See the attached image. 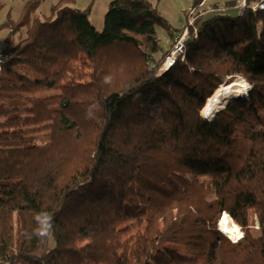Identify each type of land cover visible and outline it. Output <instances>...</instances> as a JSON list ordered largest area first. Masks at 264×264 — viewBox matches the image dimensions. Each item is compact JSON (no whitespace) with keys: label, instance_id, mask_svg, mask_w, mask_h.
<instances>
[{"label":"trees","instance_id":"trees-1","mask_svg":"<svg viewBox=\"0 0 264 264\" xmlns=\"http://www.w3.org/2000/svg\"><path fill=\"white\" fill-rule=\"evenodd\" d=\"M252 1L197 10L164 70L184 30L151 0H111L102 30L74 0L6 15L0 264H264V9ZM237 76L248 95L205 118Z\"/></svg>","mask_w":264,"mask_h":264},{"label":"rangeland","instance_id":"rangeland-1","mask_svg":"<svg viewBox=\"0 0 264 264\" xmlns=\"http://www.w3.org/2000/svg\"><path fill=\"white\" fill-rule=\"evenodd\" d=\"M26 1L27 0H3L2 2H4L5 7L2 11H0V24H2V22L4 21L8 13H11L14 18H18ZM58 1L59 0H42L35 14L41 18L47 17L50 14L51 7L54 4H56ZM110 1L111 0H74V2L71 3V6L76 7L78 9H85L91 5L90 19L99 30H102L103 25H104V17L107 12ZM209 1H213V0H209ZM209 1L206 2L205 5H203L204 2L201 3L199 5L200 7L198 6L197 8L198 11L211 10L212 3H210ZM151 2L154 5V7L157 8L160 14L163 15L168 20V22L172 26L173 31L176 32L175 34H178L182 30H185V27H187V24H190V21H192L193 19V18H190V16L186 13L189 12L191 9L195 8V6H193L194 0H151ZM238 12H239V9H232L233 15H236ZM208 13L206 14L212 15L214 12H208ZM156 31H157V36L160 40V44L163 50H168L172 44V40H171L168 30L164 28L163 26L157 25ZM182 33H180V35ZM8 35H9L8 29H0V48L6 47V46L8 47L7 43L11 45L9 42H7ZM16 40H17V37H15L14 42ZM169 65H170L169 61L167 60L164 66L162 67V70L167 68ZM240 78L244 79L247 82V85L249 86V89L246 92V94L241 95V96H246L248 95L249 90L251 88V85L246 78L242 76H237V77H232V78L229 77L228 80L231 79L233 81L234 79H240ZM229 100H232V98L228 99L227 102Z\"/></svg>","mask_w":264,"mask_h":264},{"label":"bare ground","instance_id":"bare-ground-1","mask_svg":"<svg viewBox=\"0 0 264 264\" xmlns=\"http://www.w3.org/2000/svg\"><path fill=\"white\" fill-rule=\"evenodd\" d=\"M249 86L247 82L240 78L234 79L230 83H225L216 89L215 93L210 97L208 104L203 109L202 113L208 115L213 109H220L224 107L227 100L230 98H238L246 94ZM221 229L228 233L232 238H239L242 235V230L231 217L226 214L221 219Z\"/></svg>","mask_w":264,"mask_h":264},{"label":"built area","instance_id":"built-area-1","mask_svg":"<svg viewBox=\"0 0 264 264\" xmlns=\"http://www.w3.org/2000/svg\"><path fill=\"white\" fill-rule=\"evenodd\" d=\"M247 5H249L248 0H238V9L241 13L247 7ZM250 6L252 7L253 10H257L259 8L264 9V0H254L250 3ZM197 10L198 9L194 8L186 13L190 16V18H193L192 21H190V24L193 22L194 15L197 12ZM221 10H225V8L222 7ZM188 34H189V30L188 28L185 27L184 32L175 42L171 54L167 57L169 64L174 62L176 57L183 52L185 46V40L187 39ZM12 56H13L12 52L7 46L0 48V71L3 69L5 64H7L12 59Z\"/></svg>","mask_w":264,"mask_h":264},{"label":"crops","instance_id":"crops-1","mask_svg":"<svg viewBox=\"0 0 264 264\" xmlns=\"http://www.w3.org/2000/svg\"><path fill=\"white\" fill-rule=\"evenodd\" d=\"M208 1L209 0H206L203 5H205L206 2H208ZM209 2L212 3L211 4L212 8H211V10L204 11L205 13H208V12H219V11H217L218 9L221 10L222 7L225 8V7H227V5L229 6L228 3H230V2L234 3L235 5H232L233 7L230 10H226V12H229V13L232 14V9H238V0H213V1H209ZM205 15H207V14H205Z\"/></svg>","mask_w":264,"mask_h":264},{"label":"water","instance_id":"water-1","mask_svg":"<svg viewBox=\"0 0 264 264\" xmlns=\"http://www.w3.org/2000/svg\"><path fill=\"white\" fill-rule=\"evenodd\" d=\"M189 40H190L189 38L185 40V45L189 42ZM209 99H210V98H209ZM209 99L207 100L206 105L208 104ZM206 105H205V107H206ZM225 105H226V104H225ZM225 105H224V106H225ZM205 107H204V108H205ZM222 108H223V107H222ZM220 109H221V108H220ZM220 109H213L208 115H204V114H203V116H204L205 118H207V119H211V118L214 117L215 113H216L217 111H219ZM225 214H226L227 216L231 217L228 213H224V214L222 215V218L224 217ZM222 218H221V219H222ZM231 219H232V218H231ZM220 223H221V220H220ZM220 223H219V224H220ZM257 224H258V223H257ZM220 227H221V225H220ZM223 232H224V231H223ZM224 233H225L226 235H228V233H226V232H224ZM242 234H243V232H242ZM228 236H229L231 239H233V240H237V239H239L242 235H241L239 238H232L230 235H228Z\"/></svg>","mask_w":264,"mask_h":264}]
</instances>
